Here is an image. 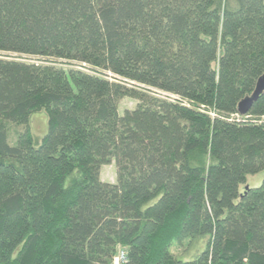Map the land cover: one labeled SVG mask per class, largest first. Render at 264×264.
Wrapping results in <instances>:
<instances>
[{
    "label": "trees",
    "instance_id": "trees-1",
    "mask_svg": "<svg viewBox=\"0 0 264 264\" xmlns=\"http://www.w3.org/2000/svg\"><path fill=\"white\" fill-rule=\"evenodd\" d=\"M0 53V264H264V0H0Z\"/></svg>",
    "mask_w": 264,
    "mask_h": 264
},
{
    "label": "rangeland",
    "instance_id": "rangeland-1",
    "mask_svg": "<svg viewBox=\"0 0 264 264\" xmlns=\"http://www.w3.org/2000/svg\"><path fill=\"white\" fill-rule=\"evenodd\" d=\"M0 56L9 57V58H19L21 60L28 61V62L45 61V60L39 59V58L17 56L14 54H1L0 53ZM60 63H62V62H59V64ZM62 66L67 67L66 64H63ZM155 93L161 97L173 98L167 94H163L160 92H155ZM135 104H136V101L128 99V98H124V99L119 101L118 111L121 114L124 109L134 108ZM26 127L31 131L33 136L41 139V137L46 133V130H47V116H46L45 112H40V113H36V114L32 115L27 126L26 125H17V124L8 122V124H7V128H8L7 143L9 145L15 144L17 134L23 132L26 129ZM263 177H264V172H260L254 176H248L246 185L249 187H256L260 184ZM99 178L102 182H107V183H115L116 182V167H115L113 160H111L109 164L104 165L100 168ZM202 246L203 245L201 243H198L189 252L193 253V250H201ZM173 249L176 253H178V252L183 253V251H184V247H181L180 249H177L176 247H174Z\"/></svg>",
    "mask_w": 264,
    "mask_h": 264
},
{
    "label": "water",
    "instance_id": "water-1",
    "mask_svg": "<svg viewBox=\"0 0 264 264\" xmlns=\"http://www.w3.org/2000/svg\"><path fill=\"white\" fill-rule=\"evenodd\" d=\"M264 92V73L257 79L254 91L249 97L242 99L237 107L239 116H245L259 96Z\"/></svg>",
    "mask_w": 264,
    "mask_h": 264
},
{
    "label": "built area",
    "instance_id": "built-area-1",
    "mask_svg": "<svg viewBox=\"0 0 264 264\" xmlns=\"http://www.w3.org/2000/svg\"><path fill=\"white\" fill-rule=\"evenodd\" d=\"M112 264H128L126 252L123 249H119L112 260Z\"/></svg>",
    "mask_w": 264,
    "mask_h": 264
}]
</instances>
